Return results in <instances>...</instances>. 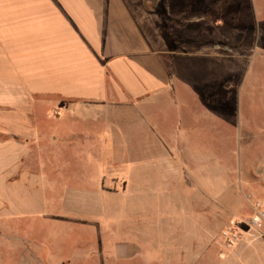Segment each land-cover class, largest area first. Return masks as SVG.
<instances>
[{
  "label": "rangeland",
  "instance_id": "1",
  "mask_svg": "<svg viewBox=\"0 0 264 264\" xmlns=\"http://www.w3.org/2000/svg\"><path fill=\"white\" fill-rule=\"evenodd\" d=\"M192 5L170 11L160 26L172 33L164 46L170 100L123 120L118 139L131 147L138 134L144 145L147 133L169 145L170 156L187 162L175 171L179 179L162 181L155 161L154 178L133 183L130 166L144 155L43 153L36 213L15 224L0 219V264L5 228L16 225L33 231L26 237L49 264H263L264 228L231 249L220 232L250 217L264 194V0ZM119 246L129 255L117 258Z\"/></svg>",
  "mask_w": 264,
  "mask_h": 264
},
{
  "label": "crops",
  "instance_id": "2",
  "mask_svg": "<svg viewBox=\"0 0 264 264\" xmlns=\"http://www.w3.org/2000/svg\"><path fill=\"white\" fill-rule=\"evenodd\" d=\"M192 4L196 0H0L3 223L36 213L43 153L144 155L145 162L130 166L136 170L133 183L152 180L158 166L162 181L179 179L175 171L187 162L170 156L169 145L154 144L147 133L144 145H136L138 134L131 147H121L118 139L123 120L170 100L173 85L164 46L172 33L160 26L167 25L170 11L196 7ZM122 179L127 184V177ZM5 229L1 264H49L41 247L26 237L33 231L19 225ZM119 248L117 258L129 255ZM257 256L264 264V247Z\"/></svg>",
  "mask_w": 264,
  "mask_h": 264
},
{
  "label": "built area",
  "instance_id": "3",
  "mask_svg": "<svg viewBox=\"0 0 264 264\" xmlns=\"http://www.w3.org/2000/svg\"><path fill=\"white\" fill-rule=\"evenodd\" d=\"M252 214L247 219L232 222L220 232V240L226 249L235 246L243 236L258 238L263 236L264 228V194L252 201Z\"/></svg>",
  "mask_w": 264,
  "mask_h": 264
}]
</instances>
